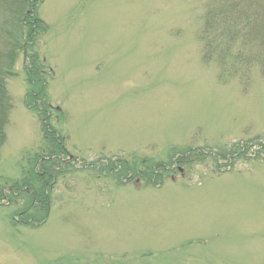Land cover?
<instances>
[{"label":"rangeland","instance_id":"obj_1","mask_svg":"<svg viewBox=\"0 0 264 264\" xmlns=\"http://www.w3.org/2000/svg\"><path fill=\"white\" fill-rule=\"evenodd\" d=\"M208 2L42 1L34 51L67 152L45 217L11 193L49 147L20 54L6 81L0 264H264V65L228 58L249 78L219 79L199 39Z\"/></svg>","mask_w":264,"mask_h":264},{"label":"trees","instance_id":"obj_2","mask_svg":"<svg viewBox=\"0 0 264 264\" xmlns=\"http://www.w3.org/2000/svg\"><path fill=\"white\" fill-rule=\"evenodd\" d=\"M42 1L0 0V147L5 141V127L11 107L6 81L15 75V64L21 54L24 79L28 86L24 103L38 116L43 139L48 142L49 147L45 157L34 158L32 169L22 178L21 186L12 184L10 191L16 193L23 190L33 203H37L36 209L45 217L49 210V182L54 178L51 170L56 166L54 161L64 156L67 150L64 138L48 123L51 105L45 91V62L34 51L36 40L46 32L45 23L37 13ZM208 1L199 38L203 42V58L207 62L215 61L217 65H222L224 70L219 74L220 80L238 76L237 78L247 82L249 76L245 73L235 75L230 68L227 70L226 61L229 58L233 66L237 67L236 71L264 65V0ZM209 33H212V37L207 39ZM236 45L238 50L234 52ZM56 111L58 113V108ZM239 148L241 153L246 150L245 145H240ZM150 173L154 177V170L151 169ZM35 184L39 186L38 189L34 187ZM2 195L0 190V199ZM19 221H27L31 225L44 222L28 219Z\"/></svg>","mask_w":264,"mask_h":264}]
</instances>
